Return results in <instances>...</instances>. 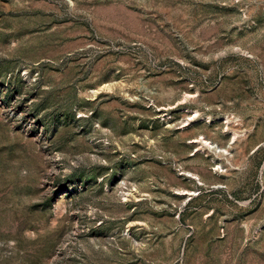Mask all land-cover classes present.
<instances>
[{
  "label": "rangeland",
  "instance_id": "374dc122",
  "mask_svg": "<svg viewBox=\"0 0 264 264\" xmlns=\"http://www.w3.org/2000/svg\"><path fill=\"white\" fill-rule=\"evenodd\" d=\"M0 264H264V0H0Z\"/></svg>",
  "mask_w": 264,
  "mask_h": 264
},
{
  "label": "bare ground",
  "instance_id": "6f19581e",
  "mask_svg": "<svg viewBox=\"0 0 264 264\" xmlns=\"http://www.w3.org/2000/svg\"><path fill=\"white\" fill-rule=\"evenodd\" d=\"M192 119V118H191ZM189 120H187L186 124L188 123ZM199 143L209 149H212V146L210 145V143H207V141H204V140H199ZM218 149V148H217ZM217 151V150H216ZM220 151V150H219ZM227 153V152H226Z\"/></svg>",
  "mask_w": 264,
  "mask_h": 264
}]
</instances>
